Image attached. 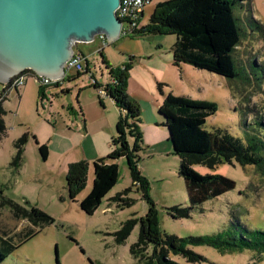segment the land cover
<instances>
[{
	"label": "rangeland",
	"instance_id": "374dc122",
	"mask_svg": "<svg viewBox=\"0 0 264 264\" xmlns=\"http://www.w3.org/2000/svg\"><path fill=\"white\" fill-rule=\"evenodd\" d=\"M157 2L158 0H154L146 7L143 23L149 21ZM234 8L243 32L242 42L235 56L239 76L234 80L191 64H186L188 68H182L167 62L165 56L170 57V39L176 40L175 35L120 36L115 40H104L106 45L101 43L98 37L100 35H97L93 44L79 42L75 46L76 51H82L88 57L90 72L101 83L108 79L112 81V77L103 62L99 46L103 49L104 57L108 54L113 62L125 58L129 64V57L134 56L127 91L131 99L138 100L139 103V99L145 101L140 104L142 111L139 127L143 133V142L142 149L138 152V167L149 181V194L156 202L163 233L189 237L213 235L227 229H236L245 234L246 228L264 230V174L256 165L244 166L237 160L220 164L216 168L194 165L202 174L220 173L234 179L237 185L234 189L205 201L193 209L189 217L174 218L168 208L190 205L185 181L179 175L180 158L174 153L168 136L161 141L158 131L151 128L155 115L158 120L163 119L159 107L153 109V104L158 102V95L161 94L158 81L152 75V68L156 67L159 69V76L170 81L178 92L187 90L198 99L216 103V112L207 117V130H227L245 143L248 142L246 132L264 136V127L256 123L258 120L264 121V0H237ZM164 39L165 45L160 48L158 43ZM156 49H161L162 58H154L151 68L148 70L146 67L145 70V67L138 64L139 57ZM249 70L256 78L250 83H244V79L249 76L246 71ZM26 79V84L19 88L22 94L17 93L19 90H13L4 104L7 129L0 137V203L4 197L29 210L33 205L38 206L52 216L54 222L41 228L38 234L23 243L0 264H58V259L59 264H139L131 253V246L140 237V218L146 214L148 202L140 185L134 184L131 168L125 157L109 160L118 164L119 179L103 198L98 209L89 214L80 205L93 187L95 173L92 160L106 157L116 148L111 139L109 151L103 153L97 145L99 134L96 137L92 133L86 136L83 132L80 99L83 104L81 106H86L88 116L92 119L98 117L91 112L93 110L98 113L94 110L97 109L95 102L101 106L97 88L90 86L82 89L83 86L94 84L89 73L74 78L66 76L60 85L43 86L37 77L31 75H26ZM151 83L155 84L158 95ZM2 87L3 82L0 81V90ZM144 103L150 107L146 108ZM72 105L79 111L77 119ZM116 111L112 110L110 117L115 118ZM68 115L71 119H68ZM76 120L77 126L72 128V132H68L66 125H74ZM159 122L155 124L168 132L167 127ZM97 125L98 122L94 121L90 132H99L98 128L96 130ZM117 127L118 122L115 130ZM25 133L29 137L24 148V164L17 167L12 164L17 151L15 142ZM51 137L54 138L52 143L49 141ZM68 137L78 146L64 151L66 144L60 139ZM134 138L129 136L130 144H133ZM42 144H47L50 149L48 159L41 155ZM84 148L87 155L83 152ZM89 157L92 160L89 162L87 184L76 199H71L66 181L67 159L83 160ZM134 219L137 221L129 237L124 243H118L116 232L122 228L123 223ZM29 229L36 230V227L27 219L16 218L10 207L0 206V236L11 237L19 242ZM189 247L201 254L203 260L187 261L180 255L174 256V259L181 264H264V256L251 249L224 252L207 244Z\"/></svg>",
	"mask_w": 264,
	"mask_h": 264
},
{
	"label": "trees",
	"instance_id": "16d2710c",
	"mask_svg": "<svg viewBox=\"0 0 264 264\" xmlns=\"http://www.w3.org/2000/svg\"><path fill=\"white\" fill-rule=\"evenodd\" d=\"M243 1V0H242ZM237 0H163L156 4L149 21L142 24L135 35L160 34L175 35L176 41L172 48L173 63L191 64L197 68L208 70L217 75L234 80L236 72V52L242 42L243 32L239 18L235 13ZM245 5V4H243ZM103 62L110 70L112 81L105 87L107 96L114 100L121 110L117 134L113 139L116 148L108 156L94 160V183L89 195L81 200V208L93 214L100 206L103 198L116 185L119 179V166L109 160L125 157L131 168L134 184H139L144 198L148 202V210L140 218L141 233L137 242L131 246L132 255L139 264H181L174 259L180 255L187 261L199 262L203 256L189 245L207 244L220 251L251 249L264 256V230L245 229L246 234L236 229H227L213 235L179 237L163 233L160 228L158 208L149 194V181L138 167L142 149L143 133L139 127L141 105L128 95V78L133 61L122 66H111L104 57ZM250 62H253L250 60ZM251 70V68H250ZM246 71L243 81L250 83L256 78L252 71ZM35 74L32 69H25L15 77ZM36 75V74H35ZM82 74H78L81 76ZM5 86V85H4ZM98 85L95 86V88ZM8 86L4 89L7 91ZM7 95L0 101V137L5 134L7 126L4 116V102ZM217 110L215 102L195 99L188 95L169 92L159 107L162 125L167 127L174 153L180 158L179 175L183 177L187 188L189 206L176 205L168 208L174 218L189 217L191 211L205 201L216 198L236 187L234 179L220 173L202 174L194 168L200 164L216 168L220 164L232 163L237 160L242 165H256L264 174V136L246 132L247 143L241 138L220 128L207 130V117ZM79 113V111H78ZM80 114L84 115L80 110ZM258 126L264 127V121L258 120ZM129 136L135 137L133 144ZM29 134H23L16 142V155L12 164L19 167L24 161V148ZM43 158L47 159L49 149L46 144L40 145ZM90 163L87 160L71 162L68 166L66 181L69 197L76 199L85 188L88 180ZM0 206L11 208L14 216L27 219L35 227L29 229L15 242L11 237L0 236V263L23 243L38 234L46 225L54 222L47 212L33 205L29 210L20 204L2 197ZM137 220H128L116 232L118 243H124L129 237ZM58 259V258H57ZM59 264V259H58ZM94 264V263H93Z\"/></svg>",
	"mask_w": 264,
	"mask_h": 264
},
{
	"label": "water",
	"instance_id": "95a60500",
	"mask_svg": "<svg viewBox=\"0 0 264 264\" xmlns=\"http://www.w3.org/2000/svg\"><path fill=\"white\" fill-rule=\"evenodd\" d=\"M121 0H0V81L25 69L60 78L79 42L120 37Z\"/></svg>",
	"mask_w": 264,
	"mask_h": 264
},
{
	"label": "crops",
	"instance_id": "0c3cea01",
	"mask_svg": "<svg viewBox=\"0 0 264 264\" xmlns=\"http://www.w3.org/2000/svg\"><path fill=\"white\" fill-rule=\"evenodd\" d=\"M160 1H163V0H158V2H160ZM154 2V1H153ZM157 2V3H158ZM145 14H146V9H145V12H144V15H143V18H144V16H145ZM143 18H142V21H143ZM142 24H146V23H143L142 22ZM99 37V40H101V43H103L104 42V40L100 37V36H98ZM106 41H108V38L106 37ZM171 40V47H169V49L170 50H168V52H169V54H170V57H169V55H166L165 57H166V61L167 62H170L171 64H173V66H175L174 65V63H173V51H172V48H173V46H174V43H175V41L176 40H173V39H170ZM96 41V39L93 41V42H90L89 44H93L94 42ZM165 41V39L163 40V41H160L159 43H158V46L160 47V48H163V46L165 45L164 42ZM98 42H100V41H98ZM78 44V43H77ZM100 50H102L103 51V49H101V46H99L98 47ZM159 49V48H158ZM161 50V49H160ZM160 50H155L154 52H149L148 54L147 53H145L143 56H141V57H139V65L141 66V67H145V70H146V67H148V70L151 68V64H152V62L154 61V58L157 60V59H159V58H162L161 57V54H163L162 53V51H160ZM79 52H82V51H79ZM171 52H172V54H171ZM106 53V52H105ZM107 60H108V63L111 65V66H113V67H117V66H121V65H123V64H126V62H127V60L125 59V58H123V60H121V61H118V62H113L111 59H110V57L108 56V54H107ZM161 63H165V61H160ZM182 68H188V67H186L187 65H186V63H182L181 65H180ZM89 69H90V67H89ZM153 69V72H152V75L156 78V80L158 81L157 82V84H158V86H159V89H160V91H161V94H159V92L158 91H156V89L157 88H155V84L153 83H151V86L152 87H154V90L157 92V95H158V97H159V100H158V102L157 103H154L153 104V109L155 110L157 107H160V105L163 103L162 101L165 99V96L169 93V92H174L175 94H179V95H188V96H190V97H192V98H195V99H198V98H196L193 94H191V93H189V92H187V90H182V91H184V92H178L175 88H174V86H173V84L171 85L170 84V81H168V80H166L165 78H164V76H159V69L158 68H156V67H154V68H152ZM147 73H148V71H146ZM210 72V71H209ZM149 74V73H148ZM26 75H31V76H35L36 77V75L35 74H33V73H28V74H26ZM26 75H25V77H26ZM75 76H77V75H72V76H69V78H74ZM151 77V76H150ZM97 79V78H96ZM152 80V79H151ZM26 81H27V79H26ZM145 83H146V81L145 80H143ZM98 82H99V80H98ZM108 82H110V79H108L107 80V82H105V83H101V82H99L100 84H102V85H106ZM4 84V83H3ZM90 86H93L94 88H95V86L94 85H87L86 87L85 86H83L82 87V89H85V88H88V87H90ZM198 88H199V85H198ZM2 89H3V87H2ZM1 89V90H2ZM69 89H71L70 87H69ZM129 89L131 90V86H129ZM19 89H17V91H18ZM20 91L21 90H19V92H17L19 95H21L22 93H20ZM12 92L13 91H11V93H10V95L12 94ZM43 92L44 93H46L45 92V90L43 89ZM92 92H94V91H92ZM92 94H94V93H92ZM138 99V98H137ZM81 100V105H83L82 104V99H80ZM87 100V99H86ZM140 100V104L142 105V103L143 102H145L144 100H142V99H139ZM7 101V100H6ZM99 102H100V104H101V106H99L98 104H97V101L95 102V104L96 105H94L95 106V108H97V109H94L95 111H97L98 113H95L93 110L91 111L92 113H94L95 115H98V117H94L93 119L92 118H90L88 115V112H87V108H86V106H81L80 105V110H82L83 111V113H84V115H83V125H84V129H83V132L85 133V135L87 136V135H89L90 133H92L93 134V136L95 135V137H96V135L97 134H99V136H98V142H97V145H98V149H100L103 153L104 152H108L109 151V147L111 146V144L113 143V141H112V143H111V139H114V137L116 136V133H117V130H115V126H116V123L118 122V120L120 119V114H121V110L119 109V107H117V105L115 104V102H114V100L113 99H111L110 97H108V96H106V97H102V96H100L99 95ZM84 103V102H83ZM4 104H5V102H4ZM145 104V107L146 108H148V106H149V104L147 105L146 103H144ZM89 105V104H88ZM5 107V106H4ZM72 108H73V112H74V116H75V118L77 119V117L79 118V116L77 115L78 114V110L75 108V106H71ZM150 107V106H149ZM91 109H92V107H90ZM113 108H115V109H113ZM152 108V107H151ZM150 108V109H151ZM77 110V111H76ZM88 110H89V107H88ZM112 110H117L116 111V115H115V118L113 117H110L111 116V113L110 112H112ZM155 115V114H154ZM68 119H71V118H69V115H68ZM94 121L95 122H98V124L99 125H97L96 126V130H97V128H98V131L99 132H97V131H93V132H90V126L92 125V124H94ZM157 121V122H156ZM159 121H161V122H163V120H161V119H157V117H156V115L154 116V118H153V120H152V124H151V128L152 129H155V130H157L158 131V134L160 135V137H159V139H161V141H164L165 140V138L168 136L169 137V133L167 132V131H165L164 129H163V127L162 128H160L159 126H157L155 123H160ZM67 124V123H66ZM77 124H78V122H77V120H76V122H75V124L73 125V124H70V123H68L67 125H66V127H68V132H72L71 130H72V128L74 127V126H77ZM75 133V132H74ZM145 133H146V131H145ZM64 139V138H63ZM51 143L54 141V138L53 137H51L50 138V140H49ZM60 141L65 145V149H64V151H67L68 149H71V148H76L77 146H78V144H77V146H75L74 145V142H72L71 141V139H70V137H68V138H66V139H64V140H61L60 139ZM50 142H48V143H50ZM146 143H149L148 141H145ZM47 145V144H46ZM79 145H81V144H79ZM51 147V146H50ZM48 149H49V147H48ZM50 150V149H49ZM83 152L87 155V152H86V149L84 148L83 149ZM49 156H50V151H49V154H48V157H47V159L49 158ZM77 160H79V158H73V159H67V166L66 167H68L69 166V164L71 163V162H73V161H77ZM83 160H87L88 162H90L92 159H90V157L88 158V159H83ZM94 160H96V159H93L92 161H94ZM23 164H24V161H23ZM22 164V165H23ZM141 172H143L142 171V169H141Z\"/></svg>",
	"mask_w": 264,
	"mask_h": 264
},
{
	"label": "built area",
	"instance_id": "2783aa9c",
	"mask_svg": "<svg viewBox=\"0 0 264 264\" xmlns=\"http://www.w3.org/2000/svg\"><path fill=\"white\" fill-rule=\"evenodd\" d=\"M153 1L154 0H121L120 5L116 10L117 16L122 21L120 36H133L135 31L140 29L145 9L147 6L151 5ZM100 37L105 41L107 40L106 35L104 34H101ZM105 41L104 45H106ZM65 68L66 73L60 78H48L46 76L38 75H36V77L41 81L43 86L50 84L60 85L66 76L89 73L90 79L94 82L93 85H98L96 88L98 89L100 96H107L105 85L99 84L94 74H91L89 69V59L83 52L74 50L73 55L65 64ZM24 84H26L25 75L13 77L10 81L5 82L3 84V89L0 90V101H2L7 95H10L11 91L19 89ZM6 86H8L7 91L4 90Z\"/></svg>",
	"mask_w": 264,
	"mask_h": 264
},
{
	"label": "flooded vegetation",
	"instance_id": "af4514ba",
	"mask_svg": "<svg viewBox=\"0 0 264 264\" xmlns=\"http://www.w3.org/2000/svg\"><path fill=\"white\" fill-rule=\"evenodd\" d=\"M76 45H77V44H76ZM76 45H75V46H76ZM82 74H83V73H82ZM99 84H100V83H99Z\"/></svg>",
	"mask_w": 264,
	"mask_h": 264
}]
</instances>
